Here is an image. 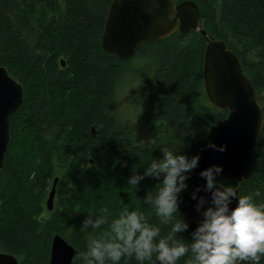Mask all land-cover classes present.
Here are the masks:
<instances>
[{"label": "trees", "instance_id": "16d2710c", "mask_svg": "<svg viewBox=\"0 0 264 264\" xmlns=\"http://www.w3.org/2000/svg\"><path fill=\"white\" fill-rule=\"evenodd\" d=\"M185 1L198 5L201 27L236 54L264 110V0L176 3ZM112 2L0 0V66L24 91L0 172V252L19 264H50L58 234L77 250L73 264H81L86 215L105 205L113 215L124 204L140 207L138 198L159 181L146 177L139 189L128 187L134 169L142 174L152 158L163 157V147L201 157L227 118L228 110L203 102L204 37L177 31L123 61L102 45ZM131 73L152 133L145 145L119 114L117 94ZM217 180L241 195L259 191L264 200V129L243 183Z\"/></svg>", "mask_w": 264, "mask_h": 264}, {"label": "clouds", "instance_id": "9594fccd", "mask_svg": "<svg viewBox=\"0 0 264 264\" xmlns=\"http://www.w3.org/2000/svg\"><path fill=\"white\" fill-rule=\"evenodd\" d=\"M260 123L264 129V116ZM208 147L227 148L212 143ZM160 149L162 158H152L142 174L134 169L127 180L128 187L136 189L146 177L159 181L143 199L138 198L140 207L130 209L124 204L113 215L105 205L86 215L80 230L87 231L89 238L79 253L81 264H179L182 259L183 264H264V200L257 199L260 192L241 195L234 187L219 183L221 165L202 170L200 177L206 184L191 192L201 216L186 238L183 233L188 232L190 222L180 211L181 194L189 189L187 181L201 157ZM201 190L211 198L198 197ZM234 198L238 202L232 208ZM148 210L155 220L146 214Z\"/></svg>", "mask_w": 264, "mask_h": 264}, {"label": "water", "instance_id": "95a60500", "mask_svg": "<svg viewBox=\"0 0 264 264\" xmlns=\"http://www.w3.org/2000/svg\"><path fill=\"white\" fill-rule=\"evenodd\" d=\"M200 19V9L194 1L177 4L176 0H113L102 36L105 51L123 61L131 59L141 45L165 39L177 31L184 34L197 32L204 37L207 44L205 90L212 105L228 110L227 118L217 126L211 143L227 148L225 151L210 147L204 150L198 167L192 170L187 181L193 190L203 189L206 180L200 177V172L212 165L223 167L219 176L237 184L243 183L263 131L260 121L264 116L263 107L256 99L255 90L238 57L223 41L216 40L203 29ZM62 66H65L64 61ZM23 102L22 85L0 66V172L11 141V118L21 109ZM57 182L58 178L47 202L49 211L54 207ZM236 191L240 194V189ZM197 195L211 198L210 193L203 190ZM181 197L180 211L190 221L188 231L192 232L201 216L196 210L198 201L193 200L187 191ZM237 202L234 198L230 207L235 208ZM77 254L61 235H55L50 264H73ZM0 264H19V261L14 255L0 252Z\"/></svg>", "mask_w": 264, "mask_h": 264}, {"label": "rangeland", "instance_id": "374dc122", "mask_svg": "<svg viewBox=\"0 0 264 264\" xmlns=\"http://www.w3.org/2000/svg\"><path fill=\"white\" fill-rule=\"evenodd\" d=\"M133 76V73L128 74L120 85L117 94L119 114L123 118L124 123L129 125L137 134L140 144L145 145L149 142L152 133L144 123L145 105L143 104L139 87L132 79ZM204 92L202 96L203 102L206 105L212 106L206 95L207 93ZM205 95L206 97H204Z\"/></svg>", "mask_w": 264, "mask_h": 264}]
</instances>
